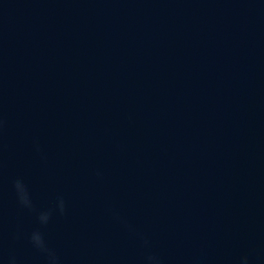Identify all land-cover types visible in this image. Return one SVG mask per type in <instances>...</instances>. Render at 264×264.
Instances as JSON below:
<instances>
[{
	"label": "water",
	"instance_id": "obj_1",
	"mask_svg": "<svg viewBox=\"0 0 264 264\" xmlns=\"http://www.w3.org/2000/svg\"><path fill=\"white\" fill-rule=\"evenodd\" d=\"M37 231L58 264H264V0H0V264H51Z\"/></svg>",
	"mask_w": 264,
	"mask_h": 264
},
{
	"label": "clouds",
	"instance_id": "obj_2",
	"mask_svg": "<svg viewBox=\"0 0 264 264\" xmlns=\"http://www.w3.org/2000/svg\"><path fill=\"white\" fill-rule=\"evenodd\" d=\"M14 186H15V189L17 192V197H18L20 205L24 208H27L29 210L34 211L35 209H34L32 201H31V198L28 194V190H27L26 185L22 181L17 180L15 182ZM58 208H59V211L61 214H63L65 212V202H64L63 198L59 199ZM51 217H52L51 211L41 212L38 216V220L42 225H47L49 223ZM31 241L35 247L39 248L42 251H46L49 253L51 264H58L57 257L55 256V254L50 252L47 249L43 234L41 232H39V231L33 232L32 236H31ZM10 264H15L14 258L10 261Z\"/></svg>",
	"mask_w": 264,
	"mask_h": 264
}]
</instances>
